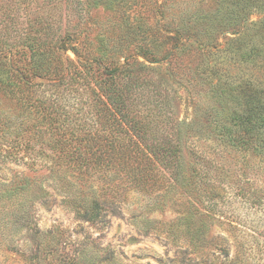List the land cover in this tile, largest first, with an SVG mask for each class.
Instances as JSON below:
<instances>
[{"label": "rangeland", "instance_id": "1", "mask_svg": "<svg viewBox=\"0 0 264 264\" xmlns=\"http://www.w3.org/2000/svg\"><path fill=\"white\" fill-rule=\"evenodd\" d=\"M261 48L264 0H0V264H264Z\"/></svg>", "mask_w": 264, "mask_h": 264}, {"label": "trees", "instance_id": "2", "mask_svg": "<svg viewBox=\"0 0 264 264\" xmlns=\"http://www.w3.org/2000/svg\"><path fill=\"white\" fill-rule=\"evenodd\" d=\"M263 50H264V48H261L259 51L256 50L253 58H256V57L259 58L260 56L263 58L264 57V51ZM245 57H248V56L245 55ZM8 86L9 85L4 80H2L1 70H0V87L2 89H4V88H6ZM113 90L104 88L103 91H105L107 93L106 96L108 97L109 105L112 106V107L117 108V111L119 110L118 112H116L117 115L119 116V114H121V116L124 118L125 117L124 111H123V109L120 108L121 106L123 108V103L124 102L121 101L119 93H116L115 88H113ZM262 97H263V100H264V91H262ZM21 99H22L23 103H25L26 96L25 97L22 96ZM101 100H102V102L104 104H108L105 100H103V99H101ZM262 111H263V115H264V107H263ZM256 126H257V128L253 127L255 129V131H258V132L261 133V136H260V139H259L258 143H259V145L262 148H264V117H259L258 118V120L256 122ZM232 140H233L234 143L244 144L243 142L245 141V138L241 134L240 135H235L234 134L232 136ZM137 169H139V168L137 167ZM133 172H135V171H133ZM136 175L137 174L135 173V176ZM143 185H145V184L143 183Z\"/></svg>", "mask_w": 264, "mask_h": 264}]
</instances>
